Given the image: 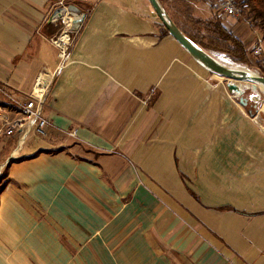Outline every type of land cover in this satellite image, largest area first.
<instances>
[{
	"label": "crops",
	"instance_id": "crops-1",
	"mask_svg": "<svg viewBox=\"0 0 264 264\" xmlns=\"http://www.w3.org/2000/svg\"><path fill=\"white\" fill-rule=\"evenodd\" d=\"M45 68L44 139L0 138V264H264V124L149 0H0V86Z\"/></svg>",
	"mask_w": 264,
	"mask_h": 264
},
{
	"label": "rangeland",
	"instance_id": "rangeland-1",
	"mask_svg": "<svg viewBox=\"0 0 264 264\" xmlns=\"http://www.w3.org/2000/svg\"><path fill=\"white\" fill-rule=\"evenodd\" d=\"M68 2L67 4H64L66 6L64 7V11L75 8V6H72V4H68ZM160 3L168 12L169 16L179 24L180 28L183 31L187 32L190 35L198 36L202 41H207L208 39H210V37L215 36L211 33L210 29H212V27L208 24L207 21L213 20L215 14H218V12H215L207 1L160 0ZM57 9L53 11V14ZM221 17L226 21V23H229L228 26L230 30L232 32L233 30L236 31V35L244 41L246 47L249 50L251 64L247 65L245 63L234 61L224 52L213 50L212 48H207L205 46L203 48L207 50L211 55H213L216 59H219L220 62L222 60L224 62H227L228 64L240 66L242 67L241 69L250 71L252 70L256 72V74L264 76V74H262V70L264 69V31L259 25L260 21L253 19L251 14L246 15L243 13H241V15L238 14L237 16H227L225 14H221ZM59 27L61 28H59L60 32L65 28L63 20L61 21V23H59ZM60 32H58V34H56L55 36L59 35ZM55 36L51 38V41ZM213 74L218 77L217 80H221L227 86V82H229V79H227V77L215 72H213ZM240 84H242L245 88V93L243 96L248 99L247 105H244L245 110L253 115L259 122H262L264 124V87L258 85L257 91H254L252 89V83L244 84L240 82ZM230 93L236 96L235 99L239 104H241L239 100L240 96L236 95L233 92ZM33 137L35 136H30L31 140L33 139ZM36 137L39 138V140L44 139L41 135Z\"/></svg>",
	"mask_w": 264,
	"mask_h": 264
},
{
	"label": "built area",
	"instance_id": "built-area-1",
	"mask_svg": "<svg viewBox=\"0 0 264 264\" xmlns=\"http://www.w3.org/2000/svg\"><path fill=\"white\" fill-rule=\"evenodd\" d=\"M216 11L227 16H237L239 10L234 0H206ZM59 13L56 17L62 18L65 28L52 39L58 48L59 57L66 60L69 55L70 43L73 42L71 32L63 37L68 27H71L73 15ZM72 41V42H71ZM69 45V46H68ZM55 71L48 68L41 70L35 80L32 91L25 97L19 98L6 92L0 86V92L10 102V106L0 103V138H17V148L22 147L32 135L45 136L49 127V120L43 115L44 102L47 91L54 78Z\"/></svg>",
	"mask_w": 264,
	"mask_h": 264
},
{
	"label": "water",
	"instance_id": "water-1",
	"mask_svg": "<svg viewBox=\"0 0 264 264\" xmlns=\"http://www.w3.org/2000/svg\"><path fill=\"white\" fill-rule=\"evenodd\" d=\"M149 2L153 6L161 22L166 27V29L170 32V34L174 38H176L177 41L180 42L181 45H183L195 59H197L204 66L209 68L211 71L215 73H219L227 77V79H229V82H227V87L229 91L240 96L239 100L243 106L247 105L248 99L243 96L245 93V88L242 84H240V81H245V82L249 81L250 83H252L251 85L254 91H257L258 85H261L264 87V76L249 72L247 70H235L233 68H229L223 65L213 55H211L207 50L195 44L181 30V28L169 16L168 12L164 9V7L162 6L159 0H149ZM64 9L65 8H62V7L58 8L54 12L53 17H56L57 15H59V13L64 12ZM75 9L76 11L73 15L72 22H71V29L73 30V32L71 31L72 36L75 35V33L77 32L78 28L83 23L85 16H86V12L83 8L75 6Z\"/></svg>",
	"mask_w": 264,
	"mask_h": 264
},
{
	"label": "trees",
	"instance_id": "trees-1",
	"mask_svg": "<svg viewBox=\"0 0 264 264\" xmlns=\"http://www.w3.org/2000/svg\"><path fill=\"white\" fill-rule=\"evenodd\" d=\"M201 1V0H200ZM206 1V0H204ZM239 10V14H251L253 19L259 20V25L264 31V0H234ZM210 4V3H209ZM212 9L218 14H215L213 20L207 21L212 27L211 33L215 36L210 37L207 41H202L198 36H193L187 32L182 31L198 46L209 47L213 50L226 53L234 61L245 63L250 65L249 50L246 47L244 41L233 33L225 24L224 19L221 17L223 14L220 11H216L214 6L210 4ZM220 14V15H219ZM178 26L179 24L174 21ZM180 27V26H179ZM264 34V32H263ZM204 49V48H203ZM264 69L262 70V74ZM6 174L0 175V194L5 189L7 181L5 180Z\"/></svg>",
	"mask_w": 264,
	"mask_h": 264
},
{
	"label": "bare ground",
	"instance_id": "bare-ground-1",
	"mask_svg": "<svg viewBox=\"0 0 264 264\" xmlns=\"http://www.w3.org/2000/svg\"><path fill=\"white\" fill-rule=\"evenodd\" d=\"M69 29H70V27H68L67 28V30H66V33L63 35V37H66L67 36V32H70L69 31ZM222 59V58H221ZM219 62H220V60L219 59H217ZM227 61H228V59H227ZM221 63L223 64V65H227V66H229V68L231 67V68H233V69H235V70H245V69H241L242 67H240V66H236V65H232V64H228L227 62H224V61H222L221 60ZM247 71H249V72H252V73H256V72H254V71H250V70H247ZM241 83H244V84H246V83H250L249 81L247 82H245V81H240Z\"/></svg>",
	"mask_w": 264,
	"mask_h": 264
}]
</instances>
